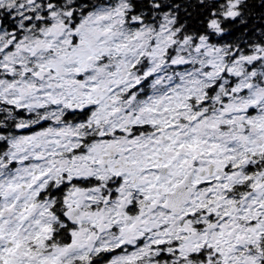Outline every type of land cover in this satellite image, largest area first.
Here are the masks:
<instances>
[{
    "label": "snow or ice",
    "instance_id": "1",
    "mask_svg": "<svg viewBox=\"0 0 264 264\" xmlns=\"http://www.w3.org/2000/svg\"><path fill=\"white\" fill-rule=\"evenodd\" d=\"M0 264H264V0H0Z\"/></svg>",
    "mask_w": 264,
    "mask_h": 264
}]
</instances>
